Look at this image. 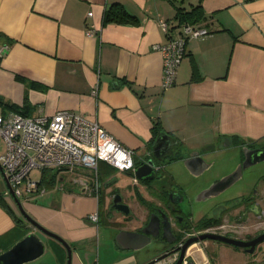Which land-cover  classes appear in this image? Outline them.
Listing matches in <instances>:
<instances>
[{"label":"crops","instance_id":"obj_1","mask_svg":"<svg viewBox=\"0 0 264 264\" xmlns=\"http://www.w3.org/2000/svg\"><path fill=\"white\" fill-rule=\"evenodd\" d=\"M113 6L121 7L134 22L104 23V14ZM197 6L200 18L191 23L209 34L186 41L174 85L163 89L162 55L154 45L179 37L177 11ZM158 20L169 24V33L162 31ZM87 23L96 29L92 37L85 35ZM4 43L9 49L0 60L1 115L16 113L8 106L25 117H51L59 111L79 114L133 150L135 163L152 154L158 136L167 135L171 146L160 160V172L191 152L208 162L224 141L236 148L264 144V0H0V44ZM98 169L104 176L99 195L84 188L90 173L79 168L50 170L49 177L56 172L54 184L40 182L44 192L18 200L25 214L67 243L71 264H107L94 254L93 245L99 224L112 227L108 223L112 186L119 182L129 188L128 197L135 198L130 201L137 212L133 214L143 221L149 210L137 194L159 205L173 183L172 175H159L163 187L157 186L158 199L145 191V183H134L130 172H120L130 181H119V171L107 163L99 162ZM0 176L4 183L0 184V254L34 233L44 244L43 258L23 264H67L63 244L24 219L1 172ZM212 182L201 184L203 190ZM225 193L213 199L226 209L231 199ZM98 210L101 220L96 224L89 215ZM219 218L212 212L202 219ZM141 221L121 230L135 232ZM118 230L111 247L123 250L115 242ZM164 241L166 253L175 244ZM216 243L220 242L200 241L188 251L189 262L225 264L231 253L250 254L236 247L229 254ZM256 249L241 264H264V242ZM113 264L138 263L129 255Z\"/></svg>","mask_w":264,"mask_h":264},{"label":"built area","instance_id":"obj_2","mask_svg":"<svg viewBox=\"0 0 264 264\" xmlns=\"http://www.w3.org/2000/svg\"><path fill=\"white\" fill-rule=\"evenodd\" d=\"M91 17L92 12H88L87 18ZM158 25L163 32L169 33V24L165 20H158ZM95 33L94 25L87 23L85 35L92 37ZM207 34L209 31L206 28L185 22L181 24L179 37L171 38L165 44L154 45V50L162 55L163 89L174 85L178 67L185 55L186 41ZM8 49V44H0V60ZM93 94H96V88ZM0 139L5 146L4 152L0 155L3 178L11 188L13 197L18 200H27L35 193L44 192L39 185L41 174L45 170L88 169L90 177L84 179L83 186L86 190L99 195L101 188L98 176L99 162L103 161L119 172L133 174L135 169L133 150L124 148L96 121L70 111H59L51 117H25L17 113L0 114ZM33 171L40 173L37 179L31 176ZM87 180H89L88 184H86ZM133 181L137 182L135 178ZM7 193L10 194L9 190ZM89 219L96 223L98 211L91 213ZM210 231L214 232V229L193 232L187 237ZM184 239L176 245L173 254H168L153 264H175L186 240ZM198 243H193L187 248L181 264H191L187 254Z\"/></svg>","mask_w":264,"mask_h":264},{"label":"water","instance_id":"obj_3","mask_svg":"<svg viewBox=\"0 0 264 264\" xmlns=\"http://www.w3.org/2000/svg\"><path fill=\"white\" fill-rule=\"evenodd\" d=\"M170 146L171 143L168 140L167 135L158 136L155 139L154 146L152 148L153 156L157 160H161L164 155L170 150ZM243 154L244 161L241 165H237V167L232 172L212 182V184L201 191L200 195L205 196L204 198L206 199L217 197L241 180L243 170L264 162V147L255 149H248L245 147L243 149ZM182 163L186 170L194 176H200L211 166V164H208L205 160H203V158H201L200 154L197 152L190 153L187 158L183 159ZM154 167L155 162L152 159H143L135 166L132 176L140 182L152 181L158 173V169H155ZM0 172L2 174L1 167ZM86 184H88L87 181ZM7 188L10 192V195L13 197L11 188L8 185ZM15 200L19 207L20 213L32 227L50 237L59 240L63 244L67 251V264H71V250L67 243L63 241L59 236L51 233L44 227L40 226L37 222L32 220L27 214H25L21 204L18 202V199L15 198ZM112 207L115 211L120 212L126 216L130 214L129 206L123 202L122 196L119 193L113 196ZM160 231L162 232V237L168 243H173L174 240L171 239V225L166 212L161 213L160 217L156 214H153L151 216L150 223L146 228L142 229L141 232H131L126 230L118 231L115 236V242L120 249L137 251L150 244L152 239H156V237L160 234ZM203 240H212L236 248L245 249L247 253L251 254L255 252L257 245L261 244L264 241V233L249 241L234 239L227 236L207 232L190 237L184 242L183 246L181 247L179 258L175 264H181L185 256V252L190 245ZM43 252V242L37 237V235H35L34 233H30L21 241L16 243L10 250L0 254V264H23L37 259L43 254ZM164 257H166V254H163L162 256L152 260L148 264H153L154 262Z\"/></svg>","mask_w":264,"mask_h":264},{"label":"rangeland","instance_id":"obj_4","mask_svg":"<svg viewBox=\"0 0 264 264\" xmlns=\"http://www.w3.org/2000/svg\"><path fill=\"white\" fill-rule=\"evenodd\" d=\"M218 147H219L218 149H220V151H216L215 154L211 155L210 156L211 158H209V161L207 162V163H212L213 167H212V169H210L206 173V175H204L202 177L201 184L211 182V181L217 179L216 178L217 176L223 177V175L228 174L231 170H233L235 165L238 162L239 152H238V149L235 147V144L230 143L229 145H227L226 142L224 141L223 143L219 144ZM3 148H4V144H3V141L0 139V155L3 151ZM166 166H167V169L161 171L158 175H165L166 178L169 175H172L173 181L177 180L182 185H185V183L190 181L189 172L186 170V168L184 167L182 162L181 163H171L170 162V164L167 163ZM80 170H82L81 172L85 171V172L90 173V171L88 169L80 168ZM47 171H50V170H47ZM165 173H167V174H165ZM263 174H264V162H261L259 164L252 166L251 168L248 169L245 177L242 180H240L239 182H237L234 187H231L228 189V191H225L226 193L224 195L228 199L234 198V196H238L241 194L245 195V194H247V192H249L253 188H255L257 183L259 185L256 187H259V189H261L262 183H261V181L259 183V179L261 178V176ZM39 175H40V173L38 171H33L31 173V176L34 179H37L39 177ZM116 175L118 176L117 180H119V181L122 179L129 180V181L131 180L129 175H127L125 173L116 172ZM0 184L2 186L4 185L3 181L1 180V176H0ZM238 186H244V188L242 190H238L237 188H241ZM141 187L142 186L139 184L137 186V190L138 191L141 190L142 189ZM111 188H112L111 191H114V190L118 191V193L122 196V199L125 202H127V205L129 206L131 212L129 215L125 216L124 214H122L120 212L114 213L113 211H110V213L112 214L111 217L109 218L106 215V218L108 217L110 220H113V218H115L116 220H119L120 222L123 221L119 225L120 228L125 227L126 229H129L130 226L134 222L139 224V222L141 221L140 218L137 219V216L139 217V215L133 214L134 211L131 208L130 201H134L135 198L131 199L130 197H128V196H130L129 188H126V186L123 187L121 185V183L119 185V182L117 184V187H115V185H114ZM103 189H106V188H103ZM113 196L114 195L109 194L110 202H111ZM148 197L149 196H147L146 198H148ZM217 201H219V199H212L208 202L195 204L193 206L194 208L192 210L191 217H190V221L192 223L191 226L197 228L198 222L202 218H204L205 216L211 215L212 212L216 216H220L221 215V214L219 215L220 209H215V207H216L215 205L217 204ZM105 211H106V208H102V212H105ZM134 213H137V212H134ZM223 224L229 225L226 222H223L222 225ZM252 225H253L252 226L253 228L251 227L248 231L251 234H255L256 231L264 229V221H262V224L257 223V221H253ZM98 226H99V234L96 237V242L94 241L93 251H94V254H96V255L98 254L101 263L106 262L107 264H113V263H115L116 260L122 259L124 257L129 256V255H133L136 258V261L138 264H147V263L151 262L153 259L157 258L158 256L164 254L166 251L165 248H167V246H168L165 244L164 239L162 237H160V239H155V238L152 239L150 244L146 245L145 247H143L137 251L119 250L116 247H113V246L111 247V244L113 243V239H114L113 233L116 229L113 227H105L103 224L102 225L99 224ZM224 230H229V227H226V229H224ZM197 231H198V229H197ZM228 234L237 235V236L241 235L239 232H236L235 230H234V232L233 231L228 232ZM111 239H112V243H111ZM216 244H218V246L221 248V250H224L225 252H229V254H230V252H235L234 251L235 247H233V246H229V245H226L223 243H216ZM261 244L257 245V249H256L257 251L256 252H258V249H259ZM240 250L243 251V249H240ZM223 254L225 255L224 252H223ZM231 254L232 255H230L228 259L227 258L225 259V261H224L225 264H241V262L244 261L243 258H245V257L251 258L250 254L246 255L245 253H241L243 255H241V254L238 255L239 254L238 252L237 253H231ZM219 255L221 256L222 252ZM242 256H244V257H242ZM40 258H43V257H40ZM260 260H262V259H260ZM260 260H258V261H260Z\"/></svg>","mask_w":264,"mask_h":264},{"label":"flooded vegetation","instance_id":"obj_5","mask_svg":"<svg viewBox=\"0 0 264 264\" xmlns=\"http://www.w3.org/2000/svg\"><path fill=\"white\" fill-rule=\"evenodd\" d=\"M245 147L248 149L262 148L264 147V144H260L256 146H241L237 148L239 152V157H238V162L235 165L234 169L237 167V165H241L243 163L244 161L243 149ZM146 159H152L155 162L154 168L158 169V173L156 174L155 178L152 181H141V183L142 184L145 183L144 188L148 194L150 195L154 194L155 196L158 195V199H160L161 198L159 195L160 191L157 187V186L163 187V185L161 184L159 180V175H158L161 170V165H159L160 160H157L153 156V154H150V156H148ZM138 163L134 162V166H136ZM208 164H211V166L206 172H204L200 176H194L189 173L190 181L185 183V185L179 184L177 180L173 181V178H172L171 182H173V184L171 185L172 186L171 189H169L167 192H164L165 194L164 202L160 201L161 199L158 202L159 205L158 204L155 205L149 202L150 203L149 204L150 206L148 208L149 214L144 218L143 221H141V224L135 230V232H141L142 229L146 228L148 224L150 223V219L153 214H156L160 217L161 213L166 212L168 219L170 221V225H171V232H172L171 239L174 240L173 243L175 244V246L172 245V247H170L167 250V252L165 253L166 256L168 254H173V250L176 247V245L184 238L187 240L188 234H191L193 232L195 233L197 231V228L191 226L192 223L190 221L191 213L194 208L193 206L197 203L208 202L213 199V198L206 199L204 198L205 196L200 195L201 191H203V188L201 186V179L213 167L212 163H208ZM248 169L243 170V175H242L241 180L245 177ZM233 170H231L230 172H232ZM221 177L217 176L216 177L217 179L213 181H216L220 179ZM260 181L262 185H264V174L259 179V183ZM87 182L89 183V181ZM135 183H138V182H135ZM258 185L259 184L257 183L256 186ZM256 186H255L256 189L253 188L251 191L247 192V194L245 195L241 194L238 196H234V198H231V200L228 201L229 207L226 209L224 208L225 204H221V203L218 204L217 202V204L215 205L216 206L215 209H220L221 218L215 219L216 223L211 224L210 227L203 229V230L199 229L197 232L214 229V232L210 231L207 233L219 234V235L227 236V237L234 238V239L244 240V241L252 240L256 238L257 236L261 235L262 233H264V229L256 231L255 234H251L248 232L249 229L253 226L252 225L253 221H257V223H261V224H262V221H264V191L261 192V189H259V187H256ZM117 193L118 191H116V193L114 192L113 194L115 195ZM215 198H218V197H215ZM123 202L126 204L124 200ZM220 205L221 207H219ZM110 209H112L111 211H113L114 213L117 212L112 207V201L109 206V210ZM99 215L100 214L98 210V220L96 224H98L99 221L101 220ZM138 218L140 217L137 216V219ZM122 222L123 221L120 222L119 220H116L115 218H113V220L108 221V223H110V226H112L115 229H119L118 231L122 229L119 227L120 223ZM223 222H226L229 225H225V224L222 225ZM226 227H229V230H224L226 229ZM234 230L236 232H239L241 235L237 236V235L228 234V232H231V231L234 232ZM160 233L162 234L161 231ZM243 250L245 251V249Z\"/></svg>","mask_w":264,"mask_h":264},{"label":"trees","instance_id":"obj_6","mask_svg":"<svg viewBox=\"0 0 264 264\" xmlns=\"http://www.w3.org/2000/svg\"><path fill=\"white\" fill-rule=\"evenodd\" d=\"M177 20L179 21V23L183 24L185 22H197L198 19L200 18V10H199V6L194 7L193 9H191L188 12H182L180 9L177 11ZM103 22L104 23H129V22H134V19L129 16L121 7L118 6H113L111 9H109L105 14H104V18H103ZM197 74L196 72H193L192 74V78L196 80ZM9 108H11L13 111H15L17 114L19 113L20 115H22V112L19 111L16 107L14 106H8ZM49 172L50 171H43L42 172V177H41V182L42 184H48V185H52L55 183L56 180V172L53 173L50 177H49ZM98 176H99V180L100 178L104 177L102 176L101 171L98 169ZM114 192L116 193V191L114 190ZM113 192V193H114ZM138 196V200H140V202L149 208V202L144 201L139 194H137ZM216 223V220H212V219H201L198 222L197 225V229L199 230H203L206 229L208 227L211 226V224Z\"/></svg>","mask_w":264,"mask_h":264}]
</instances>
